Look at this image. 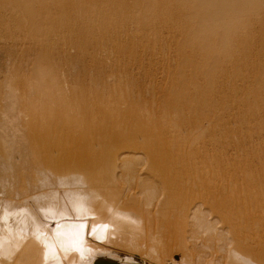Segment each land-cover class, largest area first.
Wrapping results in <instances>:
<instances>
[{
  "label": "bare ground",
  "instance_id": "obj_1",
  "mask_svg": "<svg viewBox=\"0 0 264 264\" xmlns=\"http://www.w3.org/2000/svg\"><path fill=\"white\" fill-rule=\"evenodd\" d=\"M29 82L18 162L0 182V264H264V177L239 139L241 164L231 166L229 149L203 137L215 129L201 132L204 119L175 130L170 117L143 119L135 134L120 133L126 119L100 115L101 101L44 71ZM103 118L118 122L114 141L98 134ZM131 147L143 157L115 156Z\"/></svg>",
  "mask_w": 264,
  "mask_h": 264
},
{
  "label": "rangeland",
  "instance_id": "obj_2",
  "mask_svg": "<svg viewBox=\"0 0 264 264\" xmlns=\"http://www.w3.org/2000/svg\"><path fill=\"white\" fill-rule=\"evenodd\" d=\"M43 1L41 6L33 0H0V182L12 178L6 165L18 162L19 102L27 99L29 81L40 71L104 103L99 102L100 115L126 119L120 133L135 134L143 119L170 117L171 130L204 119L201 132L215 129L203 137L211 135L209 142L221 152L224 147L222 154L229 149L226 162L236 158L238 164H229H241L239 139L259 162L255 174L264 177V0ZM104 119L103 127L114 122ZM115 123L101 126L100 137L108 133L104 140L114 141ZM221 128L229 131H223L225 139ZM133 150L115 156L143 157ZM181 255L174 250L171 260Z\"/></svg>",
  "mask_w": 264,
  "mask_h": 264
},
{
  "label": "water",
  "instance_id": "obj_3",
  "mask_svg": "<svg viewBox=\"0 0 264 264\" xmlns=\"http://www.w3.org/2000/svg\"><path fill=\"white\" fill-rule=\"evenodd\" d=\"M97 262H98V261H96L95 264H98Z\"/></svg>",
  "mask_w": 264,
  "mask_h": 264
}]
</instances>
